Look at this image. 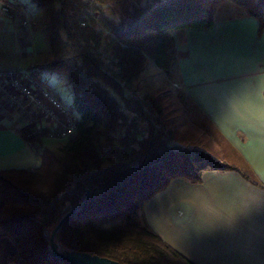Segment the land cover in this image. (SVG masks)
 <instances>
[{
  "label": "trees",
  "instance_id": "16d2710c",
  "mask_svg": "<svg viewBox=\"0 0 264 264\" xmlns=\"http://www.w3.org/2000/svg\"><path fill=\"white\" fill-rule=\"evenodd\" d=\"M31 2L47 19L51 59L30 73L58 99L43 73L64 78L76 127L55 152L42 145L44 133L25 126L23 138L38 150L39 165L0 170V236L14 243L10 259L70 264L49 246L54 227L68 214L55 235L60 250L120 264H195L152 229L145 203L174 178L199 182L205 168L249 177L234 165L175 147L163 105L149 92L138 94L135 81L147 60L168 74L178 57L172 32L212 26L224 2L257 19L261 31L264 0ZM259 186L264 189V182Z\"/></svg>",
  "mask_w": 264,
  "mask_h": 264
},
{
  "label": "crops",
  "instance_id": "0c3cea01",
  "mask_svg": "<svg viewBox=\"0 0 264 264\" xmlns=\"http://www.w3.org/2000/svg\"><path fill=\"white\" fill-rule=\"evenodd\" d=\"M14 6L11 20H19L15 36L23 48L31 43L21 26L29 18L22 3L14 0ZM5 19L0 12V47L7 45ZM172 34L178 53L170 68L176 100L178 107L182 101L192 107L203 154L236 166L250 180L237 170L215 167L203 169L199 182L174 178L145 203V217L195 264H264V189L259 186L264 182V27L259 31L257 19L224 2L212 26ZM29 122L0 95V170L39 165L38 150L22 135ZM14 251L12 240L0 236V264H16L10 259Z\"/></svg>",
  "mask_w": 264,
  "mask_h": 264
},
{
  "label": "rangeland",
  "instance_id": "374dc122",
  "mask_svg": "<svg viewBox=\"0 0 264 264\" xmlns=\"http://www.w3.org/2000/svg\"><path fill=\"white\" fill-rule=\"evenodd\" d=\"M12 2L14 0H11ZM17 2L25 6L24 10L28 15L27 18H29L28 26H24L23 24L21 26L30 32L29 35L30 37L32 36L31 43L27 46L25 45L23 48L19 45L15 36L21 31L19 20L16 19L14 22V20H11L12 17L6 16L7 45L6 47H0V69L14 68L20 70L26 69L28 71H30L29 68L31 67L39 69L42 64L51 59L47 33L44 29L47 19L44 13L32 4L31 0H17ZM12 35H14V38L12 39V43H10ZM43 75L53 87L54 93H57L62 102L70 107L73 96L64 78H57L47 72H44ZM172 81L173 78L170 76V71L166 74L150 60H147L145 70L141 74V77L135 81V89L138 94L149 92L158 97L163 105L165 122L175 135V147L183 148L186 151L203 153V147L197 141L199 140L197 128L191 122L194 116L193 109L183 101L178 107L179 104L176 100L179 97L176 95L178 90L173 87ZM68 139L69 137L64 140H53L44 137L42 145L57 152L59 147H62ZM207 157L214 160V154L207 155Z\"/></svg>",
  "mask_w": 264,
  "mask_h": 264
},
{
  "label": "built area",
  "instance_id": "2783aa9c",
  "mask_svg": "<svg viewBox=\"0 0 264 264\" xmlns=\"http://www.w3.org/2000/svg\"><path fill=\"white\" fill-rule=\"evenodd\" d=\"M13 8L11 0H0L3 15L13 17ZM22 24L28 26V20ZM0 95L29 118L34 133H44L53 140H64L74 134L75 115L52 92L37 83L28 70H0ZM40 119L49 123L46 132Z\"/></svg>",
  "mask_w": 264,
  "mask_h": 264
},
{
  "label": "water",
  "instance_id": "95a60500",
  "mask_svg": "<svg viewBox=\"0 0 264 264\" xmlns=\"http://www.w3.org/2000/svg\"><path fill=\"white\" fill-rule=\"evenodd\" d=\"M68 216L65 215L54 227L50 237H49V246H50V253L53 256L64 258L67 261H69L70 264H120L119 262L106 258L101 257L98 255H92L86 252H78L74 250H60L58 247V244L55 241V235L62 224V222L65 220V218Z\"/></svg>",
  "mask_w": 264,
  "mask_h": 264
}]
</instances>
